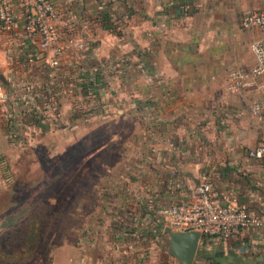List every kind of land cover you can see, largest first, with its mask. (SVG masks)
Here are the masks:
<instances>
[{"label":"crops","instance_id":"obj_1","mask_svg":"<svg viewBox=\"0 0 264 264\" xmlns=\"http://www.w3.org/2000/svg\"><path fill=\"white\" fill-rule=\"evenodd\" d=\"M52 1L63 39L71 33L93 45L49 65L38 38L26 35V5L15 0V27L0 25V80L9 93L0 133L8 146L44 132L54 140L56 127L81 141L110 124L109 141L123 143L109 151L111 164L105 146L96 156L98 195L109 192L100 204L111 217L83 212L79 242L60 244L49 264H180L168 259L161 210L187 198L200 173L222 203L264 216V158L249 156L264 140V119L251 112L258 100L264 111V75L239 94L227 90L231 70L256 64L250 43L264 29L241 21L261 1ZM193 264H264V225L227 241L203 235Z\"/></svg>","mask_w":264,"mask_h":264},{"label":"rangeland","instance_id":"obj_2","mask_svg":"<svg viewBox=\"0 0 264 264\" xmlns=\"http://www.w3.org/2000/svg\"><path fill=\"white\" fill-rule=\"evenodd\" d=\"M111 127L91 128L81 141L56 127L54 140L47 139L44 132L38 141L27 138L9 146L0 133V250L13 256L0 257V264H49L60 244L75 246L79 242V230L85 224L80 216L83 212L89 217L96 209L99 214L107 213L108 207L112 212L108 204H100V196L109 192L101 187L98 195L94 175L102 164L96 161L101 145L106 148L104 164H111L114 157L109 151H118L123 143L109 141ZM32 218L38 220L35 241L29 236ZM93 223L87 222V227ZM166 247L168 259L177 262L169 253L170 244Z\"/></svg>","mask_w":264,"mask_h":264},{"label":"built area","instance_id":"obj_3","mask_svg":"<svg viewBox=\"0 0 264 264\" xmlns=\"http://www.w3.org/2000/svg\"><path fill=\"white\" fill-rule=\"evenodd\" d=\"M27 7L25 30L29 39L39 40V47L48 57V64L57 67L66 51L70 49L88 50L92 40L68 34L63 39L59 22L60 15L52 0H22ZM260 10L246 13L241 21L245 29H264V0H260ZM15 0H0V25L3 30H12L16 25L14 12ZM185 12L193 10L191 3L178 4ZM63 26L71 29V24ZM256 64L251 69H233L228 76L227 90L231 94H239L247 86L254 85L264 75V37L250 43ZM9 93L0 80V101H6ZM252 114L264 119L261 101L251 106ZM249 156L255 159L264 158V140L249 150ZM169 230L181 232L199 231L203 235L227 241L242 230L254 229L264 225V216H254L234 203H222L212 193V184L207 174L200 173L197 182L190 186L188 197L161 210Z\"/></svg>","mask_w":264,"mask_h":264},{"label":"water","instance_id":"obj_4","mask_svg":"<svg viewBox=\"0 0 264 264\" xmlns=\"http://www.w3.org/2000/svg\"><path fill=\"white\" fill-rule=\"evenodd\" d=\"M203 234L199 231H170L169 253L180 264H193Z\"/></svg>","mask_w":264,"mask_h":264},{"label":"trees","instance_id":"obj_5","mask_svg":"<svg viewBox=\"0 0 264 264\" xmlns=\"http://www.w3.org/2000/svg\"><path fill=\"white\" fill-rule=\"evenodd\" d=\"M10 142L12 143L13 140H10ZM12 218H13L12 215L9 216V219H12ZM37 224H38V220L37 219L34 220V218H32V220H31V228H30L31 232H30L29 236H31V239L34 240V241L38 237V225ZM0 257L1 258H5V257L7 258L8 257V259H9V258H12L13 256L9 255V254H5L2 250H0Z\"/></svg>","mask_w":264,"mask_h":264}]
</instances>
